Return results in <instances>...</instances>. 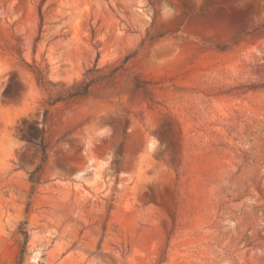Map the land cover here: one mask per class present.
<instances>
[{
	"label": "rangeland",
	"instance_id": "obj_1",
	"mask_svg": "<svg viewBox=\"0 0 264 264\" xmlns=\"http://www.w3.org/2000/svg\"><path fill=\"white\" fill-rule=\"evenodd\" d=\"M0 264H264V0H0Z\"/></svg>",
	"mask_w": 264,
	"mask_h": 264
},
{
	"label": "trees",
	"instance_id": "obj_2",
	"mask_svg": "<svg viewBox=\"0 0 264 264\" xmlns=\"http://www.w3.org/2000/svg\"><path fill=\"white\" fill-rule=\"evenodd\" d=\"M129 56L130 55L125 57V60H124L125 62L128 60ZM117 69H118V67L114 68L111 71V74H113ZM35 72H36L39 80H41L42 79L41 71L37 68ZM103 77H104V75L96 76L94 78H89L81 86L74 88L73 90L67 92L63 97L54 98L51 101V104H54L56 101H59V100L72 99V98L82 97V96L86 95L87 92L89 91L91 84L96 80L102 79ZM43 147H44V145H42V148Z\"/></svg>",
	"mask_w": 264,
	"mask_h": 264
}]
</instances>
